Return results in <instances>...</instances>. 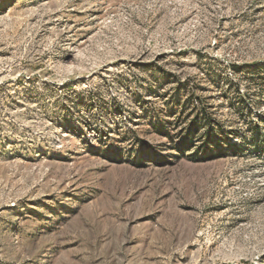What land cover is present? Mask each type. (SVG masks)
I'll use <instances>...</instances> for the list:
<instances>
[{
  "label": "rangeland",
  "instance_id": "obj_1",
  "mask_svg": "<svg viewBox=\"0 0 264 264\" xmlns=\"http://www.w3.org/2000/svg\"><path fill=\"white\" fill-rule=\"evenodd\" d=\"M0 264H264V0H0Z\"/></svg>",
  "mask_w": 264,
  "mask_h": 264
},
{
  "label": "trees",
  "instance_id": "obj_2",
  "mask_svg": "<svg viewBox=\"0 0 264 264\" xmlns=\"http://www.w3.org/2000/svg\"><path fill=\"white\" fill-rule=\"evenodd\" d=\"M211 120H212V118H210L209 116L202 118V120L199 119L198 117L195 118L192 121V124H191L190 128L188 130H186V133L184 134V138L182 140V144H185L187 146L188 145L195 146L194 144L196 142L195 138H196L197 132L199 130L200 125L202 123H204V124H206V131H207L206 137L205 138L204 137L203 138H199V142L202 145H200L197 148V150L205 149L207 151H210L211 152V156L209 158H214V156H215V148L213 147V145L216 144V148H219V146L221 145V143L225 139H222L224 133L223 134L219 133L221 131H219L217 133V130H215V127H214V123H211ZM254 128L257 130L256 134H259V131H258L259 127L256 125V126H254ZM233 137H238L239 138V134L236 133V134L233 135Z\"/></svg>",
  "mask_w": 264,
  "mask_h": 264
}]
</instances>
